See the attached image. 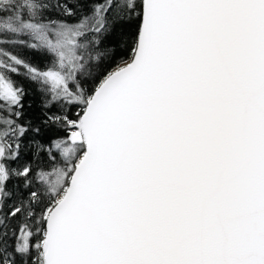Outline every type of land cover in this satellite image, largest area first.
I'll list each match as a JSON object with an SVG mask.
<instances>
[{
	"label": "snow or ice",
	"instance_id": "1",
	"mask_svg": "<svg viewBox=\"0 0 264 264\" xmlns=\"http://www.w3.org/2000/svg\"><path fill=\"white\" fill-rule=\"evenodd\" d=\"M0 264H264V0H0Z\"/></svg>",
	"mask_w": 264,
	"mask_h": 264
},
{
	"label": "trees",
	"instance_id": "2",
	"mask_svg": "<svg viewBox=\"0 0 264 264\" xmlns=\"http://www.w3.org/2000/svg\"><path fill=\"white\" fill-rule=\"evenodd\" d=\"M32 59L34 60L35 63L40 64L41 66H43L44 57H42L40 54L33 55Z\"/></svg>",
	"mask_w": 264,
	"mask_h": 264
}]
</instances>
